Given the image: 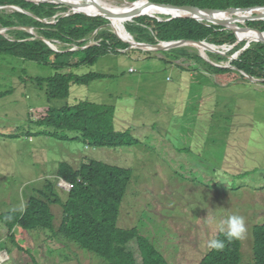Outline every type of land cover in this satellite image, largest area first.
<instances>
[{
	"label": "rangeland",
	"instance_id": "obj_1",
	"mask_svg": "<svg viewBox=\"0 0 264 264\" xmlns=\"http://www.w3.org/2000/svg\"><path fill=\"white\" fill-rule=\"evenodd\" d=\"M126 3L113 0L118 6ZM57 5L68 9L60 16L73 13L72 7ZM6 11L18 12L11 7ZM260 21L232 25L252 29L248 24ZM44 22L55 24L54 19ZM128 23L133 22L125 26H131ZM108 28L115 32L111 25ZM31 29L32 35L40 36ZM95 36L90 44L100 43ZM237 43L225 45L227 60L220 63L210 56L219 54L205 56L191 46L182 48H191L203 61L181 59L173 65L164 61L167 51L131 48L80 67L75 66L83 56L72 57L66 60L68 71L108 77L73 86L64 100H50L34 81L51 76L52 67L0 58V216L25 209L30 198L50 183L58 185L57 193L65 202L70 191L56 178L59 164L79 166L95 159L132 170L119 226L137 228L169 264H200L211 251L208 242L223 232L221 223L230 214L245 217L242 264H252L253 230L264 225V80H251L242 72L247 80L223 83L210 72L211 65L235 70L232 62L245 47L234 53L235 48L247 41ZM50 45L59 53L80 50L58 41ZM82 101L114 108L116 130L131 132L138 142L117 149L89 148L81 141L46 135L37 124L51 108ZM211 210L215 212L207 219ZM52 211L58 231L64 210L52 205ZM51 233L17 227L14 237L0 218V264H103L76 244L49 238ZM130 247L141 264L137 245Z\"/></svg>",
	"mask_w": 264,
	"mask_h": 264
},
{
	"label": "trees",
	"instance_id": "obj_2",
	"mask_svg": "<svg viewBox=\"0 0 264 264\" xmlns=\"http://www.w3.org/2000/svg\"><path fill=\"white\" fill-rule=\"evenodd\" d=\"M126 1L133 3L141 0ZM149 1L211 10L264 7V0ZM58 3L56 1V4ZM56 4L37 5L26 0H0V7L15 6L28 13L19 11L9 13L6 9L0 10V29H8L7 34L14 38L11 40L0 34V58H20L23 61L52 67L54 73L51 76L36 78L34 81L50 100H64L69 97L73 86L88 85L95 80L108 77L100 74L76 75L73 71H68L70 65L66 60L83 56L82 61L75 67L87 63L95 64L105 55L122 54L121 51L127 50L130 45L108 28L109 20L84 14L60 16L61 11L68 9L63 10ZM156 18L153 16L137 18L133 23H128L131 26L126 25V28L137 42L151 45L173 41H206L216 46H232L238 41L234 33L206 22L189 18L160 22ZM52 19H55V24L44 22ZM248 26L264 32V21L251 22ZM19 28H34L40 36H34L23 29L18 30ZM94 35L100 43L89 46ZM238 37L241 39L239 34ZM45 40L74 44L80 50L59 53L52 50ZM245 45L246 43L239 44L234 53L242 50ZM164 55L166 56L164 61L169 63L170 60L173 65H176L175 60H201L191 48L174 49L164 52ZM210 56L218 63L227 60L221 55ZM232 64L235 70L211 65L210 72L220 77L223 83H236L240 77L247 80L242 72L251 78L264 80V44H252L251 48ZM115 115L116 111L112 107L82 101L77 105L51 108L47 117L37 124L45 129L43 133L46 135L60 141H81L89 148L117 149L133 146L138 141L129 131L122 133L116 130ZM132 177L133 172L130 169L112 166L95 159H87L79 166L62 162L58 166L56 178L74 186L67 193L65 202L57 193L58 185L50 183L45 189L40 190L37 196L30 198L25 209L13 210L2 214L0 218L3 226L14 237L17 227L26 231H52L49 238L76 244L81 249L97 255L103 260V264H139L135 251L130 247L131 244L137 245L141 264H169L156 246L142 236L137 228L123 229L119 226L122 204L128 194ZM52 205H61L64 210V219L58 231L55 230ZM253 234L252 264H264V225L254 227ZM216 239L224 240L225 248L219 251L211 249L200 264H242V239L228 242L224 232H220Z\"/></svg>",
	"mask_w": 264,
	"mask_h": 264
},
{
	"label": "water",
	"instance_id": "obj_3",
	"mask_svg": "<svg viewBox=\"0 0 264 264\" xmlns=\"http://www.w3.org/2000/svg\"><path fill=\"white\" fill-rule=\"evenodd\" d=\"M26 1L32 2V3H35V4L39 5L41 3L56 4V1H59V0H50V1H43V2H35V1H31V0H26ZM87 1L88 2H92V3H94L97 6L99 1H104V0H87ZM144 1L147 2V5L149 6V8L154 7V8L163 9V10L168 9V10H178V11H185V12L194 13L195 15H178V16H172V17H169L168 19H166V21H171V20L178 19V18H187V19L189 18V19H194V20L199 21V22H206V23L212 24L214 26H221V27H223V29L228 30V31H231V32H233L237 36V38H238V43L237 44H239L242 41L238 37V29L239 28L235 29L234 27L236 25L235 26L234 25H230L226 21L217 20L216 16L218 14H222V13H228L230 15L233 14V13H236V12H242V13L249 12V13H254L255 11H258L260 9H264V7H255V8H246V9H235V8H231V9H228V10H211V9H200V8L193 7V6L177 7V6H173V5H163V4L152 3L149 0H141V1H136V2H133V3H130V2H128V3L131 4V5H136V4H138L140 2H144ZM61 3L62 4H60V5H66V6H69V7H72L73 8V5L67 4L65 2H61ZM8 7H11L13 9H15L16 11H19V12H22V13H25V14H28L27 12H24L23 10H21L18 7H15V6H8ZM8 7H0V10L8 9ZM100 10H101L102 15L99 14L98 16H91V15L86 14L85 12H77V11H81V10L74 8L73 9V13L70 14V15L84 14V15H87V16H90V17H103V18H105L107 20H109L111 17L118 16L116 13H111V12L106 11L104 9H100ZM70 15H68V16H70ZM132 17L137 19V18H141V17H145V16H143V14L140 13V11H137V12H135L133 14ZM260 18L261 17H259V15L256 14L255 17L246 18L245 20L246 21H254V20L256 21V20H258ZM156 19H158L160 22H163V19H160V18H156ZM261 19L263 20V18H261ZM131 22H134V21H131ZM24 29L26 31H28L27 28H24ZM6 30H8V29H6ZM242 30L257 31V32H259L260 35H264V32H261V31H258V30H254V29L242 28ZM4 33L5 32L3 30H0V34L4 35ZM114 33L117 34L116 31ZM117 35L119 36V38L121 40H123L120 37L119 34H117ZM132 38L134 39V43H132V42H125L124 40L123 41L125 43L129 44L131 49H138V50H144V51H162V52H164V51H171L173 49H178V48H182V47H189V46H191V47L207 46L208 48L209 47H216V48L218 47L216 45H213V44H210V43H207V42H198V41L160 42L157 45H151V44H148V43H139V42H137L135 40V38L133 36H132ZM45 41L47 42L48 45H50V42H48L47 40H45ZM255 43L264 44V38H260L258 40H255L254 42L247 41L246 46H245L243 52H245L248 49H250L251 46H252V44H255ZM51 48H52V46H51ZM86 48H88V47H86ZM218 48L223 49V51H221V50H213V49L211 50L210 48L207 49V50L210 53H217V54L222 55V56H228V55H226L227 54L226 53L227 51H225L227 47L223 46V47H218ZM203 58H204V56H203ZM247 78H249L251 80L253 79L255 81L254 78H251L249 76H247Z\"/></svg>",
	"mask_w": 264,
	"mask_h": 264
},
{
	"label": "bare ground",
	"instance_id": "obj_4",
	"mask_svg": "<svg viewBox=\"0 0 264 264\" xmlns=\"http://www.w3.org/2000/svg\"><path fill=\"white\" fill-rule=\"evenodd\" d=\"M31 1L43 2V1H49V0H31ZM57 2H59V3L65 2L67 4L73 5L72 10L74 8L81 10V11H77V12H88V13L95 14V15H99V14L102 15L100 9H104V10L109 11L111 13H116L118 16L111 17L109 19V21H110L109 25H111L114 28V30L117 32V34H119L120 37L125 42H132V43H134V39L132 38L133 35L131 33L130 34L132 36L129 34V32L125 26V23L134 21L136 18H133L132 16L137 11H140V13H142L143 16H154V17L162 16L166 19H168L169 17H172V16H178V15H195L194 13L185 12V11L168 10V9L163 10V9H157L154 7L149 8L146 1L140 2L136 5H131L129 3H126L123 6H118V5L113 4V0L99 1L97 6L92 2H88L87 0H59ZM255 14H258L259 17L263 18L262 21H264V9H260L258 11H255L254 13L236 12V13H233L231 15L228 13H222V14H218L216 16V18H217V20L226 21L230 25H232L233 23L245 24L246 23L245 19L246 18H252V17H254ZM166 19H163V21H166ZM4 30H6V29H3V31ZM27 30H28L27 32H29V33L31 32L30 34H33V29L27 28ZM238 34L241 36V40H247L249 42H254L255 40H258L260 38H264V35H260L259 33H253L250 30H242V28H239ZM51 46H50V48H51ZM89 46H94V44H90ZM197 48L199 50H201L202 53L206 56H208L207 55V52H208L207 49H209V48L211 50L212 49L213 50H221L218 47L217 48L216 47H209L208 48L207 46H198ZM51 49L56 51L55 49H53V47ZM226 50H228V49H226Z\"/></svg>",
	"mask_w": 264,
	"mask_h": 264
},
{
	"label": "clouds",
	"instance_id": "obj_5",
	"mask_svg": "<svg viewBox=\"0 0 264 264\" xmlns=\"http://www.w3.org/2000/svg\"><path fill=\"white\" fill-rule=\"evenodd\" d=\"M215 211L209 212L207 219H210ZM221 230L224 232L228 242L242 239L247 232L245 217L240 214H230L221 223ZM225 241L219 239H211L208 247L215 250H223Z\"/></svg>",
	"mask_w": 264,
	"mask_h": 264
},
{
	"label": "built area",
	"instance_id": "obj_6",
	"mask_svg": "<svg viewBox=\"0 0 264 264\" xmlns=\"http://www.w3.org/2000/svg\"><path fill=\"white\" fill-rule=\"evenodd\" d=\"M56 23V22H55ZM62 186L64 187V188H66V189H68L69 191H71L72 189H73V185H71V184H69V183H66V182H64L63 184H62Z\"/></svg>",
	"mask_w": 264,
	"mask_h": 264
},
{
	"label": "crops",
	"instance_id": "obj_7",
	"mask_svg": "<svg viewBox=\"0 0 264 264\" xmlns=\"http://www.w3.org/2000/svg\"><path fill=\"white\" fill-rule=\"evenodd\" d=\"M127 50L121 51L122 53H126Z\"/></svg>",
	"mask_w": 264,
	"mask_h": 264
}]
</instances>
